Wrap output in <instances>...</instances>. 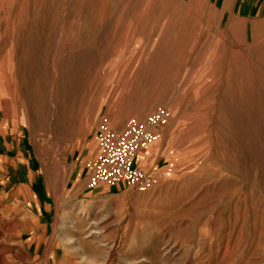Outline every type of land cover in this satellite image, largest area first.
Segmentation results:
<instances>
[{"label": "rangeland", "instance_id": "1", "mask_svg": "<svg viewBox=\"0 0 264 264\" xmlns=\"http://www.w3.org/2000/svg\"><path fill=\"white\" fill-rule=\"evenodd\" d=\"M220 3L0 0L4 264H264V25ZM158 109L151 188H88L99 125Z\"/></svg>", "mask_w": 264, "mask_h": 264}, {"label": "built area", "instance_id": "2", "mask_svg": "<svg viewBox=\"0 0 264 264\" xmlns=\"http://www.w3.org/2000/svg\"><path fill=\"white\" fill-rule=\"evenodd\" d=\"M168 113L158 109L143 122L131 119L116 132L102 122L96 132L99 152L88 164V188L100 184L114 187L125 185L139 191L151 188L153 180L134 166L137 154L159 139V130L167 123Z\"/></svg>", "mask_w": 264, "mask_h": 264}, {"label": "crops", "instance_id": "3", "mask_svg": "<svg viewBox=\"0 0 264 264\" xmlns=\"http://www.w3.org/2000/svg\"><path fill=\"white\" fill-rule=\"evenodd\" d=\"M220 10L224 12L230 13L235 12V16H237L240 20L245 22H260L264 25V0H221ZM231 16V15H230ZM96 151L91 154L90 152L87 155L91 157L88 160L87 166L90 162L95 158ZM138 159V158H137ZM135 161L137 166H140L137 160ZM84 166H80L77 170L75 176L80 178L82 175L86 176L87 172L85 171ZM76 192H83L85 190V184L79 183L76 185Z\"/></svg>", "mask_w": 264, "mask_h": 264}, {"label": "bare ground", "instance_id": "4", "mask_svg": "<svg viewBox=\"0 0 264 264\" xmlns=\"http://www.w3.org/2000/svg\"><path fill=\"white\" fill-rule=\"evenodd\" d=\"M4 232L5 231H3V230H0V238H1V236L3 237L4 236ZM2 240L0 239V247H4V245H2ZM5 248V247H4ZM1 250V249H0ZM0 264H4V262H3V260H2V258L0 257Z\"/></svg>", "mask_w": 264, "mask_h": 264}]
</instances>
